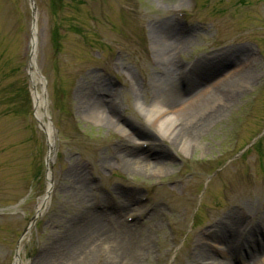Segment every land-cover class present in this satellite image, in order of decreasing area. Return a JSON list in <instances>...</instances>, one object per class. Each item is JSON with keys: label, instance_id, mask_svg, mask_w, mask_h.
Returning a JSON list of instances; mask_svg holds the SVG:
<instances>
[{"label": "rangeland", "instance_id": "obj_1", "mask_svg": "<svg viewBox=\"0 0 264 264\" xmlns=\"http://www.w3.org/2000/svg\"><path fill=\"white\" fill-rule=\"evenodd\" d=\"M34 5L38 91L54 145L48 162L33 104L29 0H0V264H14L20 242V264H191L201 245L212 253L222 248L210 230L220 214L231 211L248 228L263 218L264 0ZM161 32H173L164 51L152 39ZM229 49L245 56L201 87L214 96L231 86L236 95L185 152L171 151L155 121L148 122L149 111L166 98L158 82L167 77L162 54L178 72L194 66L200 72L204 60ZM93 92L108 105L114 101L106 108L110 124L85 113L83 95ZM134 148L152 162L149 168L123 164L120 154ZM161 151L162 163H154ZM49 187V203L35 218ZM121 193L127 203L134 200L124 210ZM90 211L107 220L109 235L72 232ZM117 215L129 228L125 251L113 257L112 240L121 237L112 228ZM218 255L216 261H225ZM227 261L242 264L237 255Z\"/></svg>", "mask_w": 264, "mask_h": 264}, {"label": "bare ground", "instance_id": "obj_2", "mask_svg": "<svg viewBox=\"0 0 264 264\" xmlns=\"http://www.w3.org/2000/svg\"><path fill=\"white\" fill-rule=\"evenodd\" d=\"M173 26V25H172ZM165 33V32H164ZM153 33L152 39L154 44L161 47V49L166 50L171 48L172 44L169 45L170 37L173 38V32H167L168 34ZM169 38V39H168ZM174 44V43H173ZM32 55L30 62V78L33 87V104L35 109V116L37 121L43 127L49 148V156L47 158L50 162V158L53 152V133L49 124L45 123V119L48 114L46 111V103L43 99V96L38 91V84L40 79L38 78V72L35 63V49H36V33L35 31L32 34L31 40ZM174 49V47H173ZM165 58H164V57ZM245 56L244 50H227L226 52L217 55L213 58V62L210 59H206L201 63L204 66L202 71H198L197 67L194 66L191 70L178 72L173 65V62L169 60L167 52L162 54L163 61H166L164 66V73L162 74L164 79L158 80L164 85V93L166 97L160 106H153L154 109L149 111L148 122L155 121L157 124V129L161 133L160 136L162 141H165L167 148L171 151L181 150L185 152L187 145H189L196 135L199 132L205 122L216 117V115L227 105L229 104L234 96L237 93L235 87H227L224 89H218L214 96H211L206 91V88H202L201 85L209 83L210 80L215 76V74L222 71L223 67L235 64L240 58ZM209 62V63H207ZM176 70V71H175ZM178 77V79H176ZM181 80V81H180ZM181 82H185L186 87L181 85ZM196 84L192 86V84ZM234 83V82H232ZM169 86L170 89L167 88ZM181 87V88H180ZM182 89V90H181ZM83 98L86 101L85 104V113L99 119L105 124H110L109 117L107 116L106 108L115 106L114 101H110L111 105L107 104V101L104 98V95L98 93L86 94L84 93ZM207 104V105H206ZM113 105V106H112ZM170 113L176 116H182L183 120H177L170 116ZM127 138L128 136L125 135ZM141 151L129 150L128 152H122L120 154L123 157V164L127 167H133L137 165H145L146 169L149 168V164L152 162L146 161L142 156L139 155ZM164 154L158 153L153 155L155 158L154 163H162ZM49 175V174H48ZM50 179V175L48 177ZM78 183L83 185V180L78 179ZM50 186V181H49ZM254 190L256 188L254 187ZM87 196L83 192L82 202H87L85 199ZM133 201L127 203L124 195L120 194V209L129 208L128 206L132 204ZM49 203V196L45 195L41 198L36 206V215L35 218L41 216L43 210L47 207ZM128 205V206H127ZM231 211L227 213L220 214L219 217L213 222L211 227V235L217 241L222 248L218 253H212L209 251L203 243L202 247H199V251L192 255L191 264H228V257L232 255H237L242 264H260L264 259V214L261 220H258L255 225L248 228L246 225L240 226L237 223L240 220V216L232 217ZM247 211L244 210L243 215L246 216ZM235 215V214H234ZM242 215V214H241ZM106 222L105 218L100 214L89 212L85 214V218L79 221L76 228L72 229L74 234L77 236H87V235H109L110 231L108 230L107 225H103L102 222ZM119 216L117 215L115 219V228L120 231L121 237L113 239L114 246L110 248V253L113 257H116L118 254L123 253L124 245L123 241L127 235L125 232L128 231L129 226L121 225ZM30 233L25 234V237ZM24 237V236H23ZM198 238L195 240V244H199ZM22 243H19V246L16 251V258L14 264H20V253L22 250ZM123 245V246H122ZM208 251H206L207 249ZM125 253V252H124ZM214 254H219L225 259L223 262L216 261L214 259ZM209 261V262H206ZM133 263L129 264H136Z\"/></svg>", "mask_w": 264, "mask_h": 264}, {"label": "water", "instance_id": "obj_3", "mask_svg": "<svg viewBox=\"0 0 264 264\" xmlns=\"http://www.w3.org/2000/svg\"><path fill=\"white\" fill-rule=\"evenodd\" d=\"M29 4H30V7H31V12H32V17H33V32H34L35 23H36V10H35V5H34V0H29ZM49 190H48L47 193H49ZM33 222H34V220H33Z\"/></svg>", "mask_w": 264, "mask_h": 264}]
</instances>
